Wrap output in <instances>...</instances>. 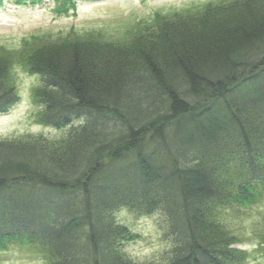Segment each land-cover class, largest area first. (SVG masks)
<instances>
[{"label":"trees","instance_id":"1","mask_svg":"<svg viewBox=\"0 0 264 264\" xmlns=\"http://www.w3.org/2000/svg\"><path fill=\"white\" fill-rule=\"evenodd\" d=\"M52 1L63 13L103 0ZM107 40L70 31L39 50H1L0 112L19 98V63L40 80L37 122L67 131L0 139V250L131 264L120 249L137 235L114 214L159 210L173 245L164 264H245L249 240L229 219L264 191V0L157 13ZM254 236L264 258V228Z\"/></svg>","mask_w":264,"mask_h":264},{"label":"rangeland","instance_id":"2","mask_svg":"<svg viewBox=\"0 0 264 264\" xmlns=\"http://www.w3.org/2000/svg\"><path fill=\"white\" fill-rule=\"evenodd\" d=\"M217 1L220 0L82 1L74 9L57 13L52 0H45L38 5H31L29 2L19 4L17 0H3L0 5V52L7 49L39 50L43 40L56 39L61 35L69 34L70 31L78 34H94L102 40L106 37L107 41L113 42L120 40L123 35L126 36L128 28L138 21L150 20L157 13L184 12L188 9L194 10L207 2ZM125 45L127 47L117 48L118 52H130L129 43ZM84 50L94 52L95 45L87 44ZM84 50L80 48L79 52L83 54ZM98 52L120 56L108 48H100ZM9 72V76L11 75L9 81L15 85L20 100L18 98V103L17 100L6 111L0 112V139L30 135L59 139L64 136L66 127L47 126L36 120L41 110L33 101V90L40 84L38 76L28 73L19 63L14 64ZM249 205L250 203L243 206V211L235 210L238 214H232L230 217V229L249 240L241 244L252 254L245 264H264V258L253 252L257 247L254 233L264 228V191H260L253 204ZM153 213L156 215H152ZM153 213L138 214L125 209L120 220L129 228L142 231H149L154 223L159 224L165 232V217L159 210ZM136 238L137 236L133 240ZM164 238L168 240L165 233ZM45 258L37 246L30 244L13 245L0 250V264H45Z\"/></svg>","mask_w":264,"mask_h":264},{"label":"clouds","instance_id":"3","mask_svg":"<svg viewBox=\"0 0 264 264\" xmlns=\"http://www.w3.org/2000/svg\"><path fill=\"white\" fill-rule=\"evenodd\" d=\"M124 212L125 209L122 208L114 214L116 223H122L120 216ZM130 231L135 232L137 238L124 243L120 251L128 256L131 264H164L162 257L173 245L170 240L164 238V230L159 224L154 223L149 231L134 228H130Z\"/></svg>","mask_w":264,"mask_h":264}]
</instances>
